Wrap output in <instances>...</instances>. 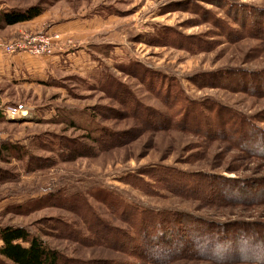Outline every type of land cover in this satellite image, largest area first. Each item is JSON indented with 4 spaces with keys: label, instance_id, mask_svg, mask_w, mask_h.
<instances>
[{
    "label": "rangeland",
    "instance_id": "374dc122",
    "mask_svg": "<svg viewBox=\"0 0 264 264\" xmlns=\"http://www.w3.org/2000/svg\"><path fill=\"white\" fill-rule=\"evenodd\" d=\"M37 5L44 10L40 23H73L67 37L74 47L46 82L0 84V112L26 113L16 120L0 114V229L25 228L65 264H141L113 245L119 238L110 233L128 227L112 215L108 196L160 214L264 222V207L215 209L126 184L150 167L264 177L263 161L245 159L226 143L139 120L153 121L151 111L169 114L173 100L212 102L256 117L264 129V96L232 83L240 73H264V0H0V13ZM14 27L0 33H39L37 26ZM214 74L236 91L202 86ZM191 107L189 115L198 111ZM101 225L109 232L104 243ZM0 264L10 263L0 257Z\"/></svg>",
    "mask_w": 264,
    "mask_h": 264
},
{
    "label": "trees",
    "instance_id": "16d2710c",
    "mask_svg": "<svg viewBox=\"0 0 264 264\" xmlns=\"http://www.w3.org/2000/svg\"><path fill=\"white\" fill-rule=\"evenodd\" d=\"M43 12L38 5L22 11L1 12L0 28L30 22ZM263 74L240 73L232 83L248 95L264 96ZM211 76L202 86L236 91L229 81H223V85L215 74ZM171 102L167 105L169 114L158 115L151 111L149 115L153 121L143 117L139 120L147 128L157 125L159 129L180 130L208 142L226 143L245 159H259L264 164V129L255 125L256 117L240 115L212 102L196 103L197 107L195 103L182 106L178 100ZM190 107L198 111L189 115ZM114 141L111 140L110 145H114ZM106 142L108 140L104 139L103 145ZM3 149L1 146L0 157ZM142 175L150 181H145ZM126 184L148 196L167 191L178 198L194 200L215 209L241 208L246 211L264 207V177L231 178L204 172L185 174L150 167L139 171L136 176H127ZM108 198L112 215L128 227L127 232L116 230L113 235L110 233L119 238L113 241V245L119 246L120 252L130 254L136 262L167 264L192 260L213 264H264V222H219L176 211L160 214L163 212L126 205L111 196ZM100 227L104 234L96 233L104 243L105 234L109 235V232L104 225ZM0 241V257L10 264H65L57 251L25 228H1ZM124 244L127 249L121 247Z\"/></svg>",
    "mask_w": 264,
    "mask_h": 264
},
{
    "label": "crops",
    "instance_id": "0c3cea01",
    "mask_svg": "<svg viewBox=\"0 0 264 264\" xmlns=\"http://www.w3.org/2000/svg\"><path fill=\"white\" fill-rule=\"evenodd\" d=\"M41 19H43V15L30 22L18 26L28 29L35 28L37 26L36 29H33L36 32L44 31L48 33L61 34L62 36L66 37V40H62L61 45H59L53 51V54L51 56L35 58L27 54H5L1 48V44L14 38L15 36L13 35L17 32H13L10 37L4 36L0 33V84H4L5 87H30L36 83L46 82L50 78H53L55 76V73L59 71L62 66L61 64L64 56L68 57L71 55V52L69 50L74 47V43L73 40L67 36H70L71 30L76 28L74 25H72L73 23L68 22L62 24H50L48 21L40 23ZM12 27H8L4 30H8ZM0 114L2 115V112H0ZM25 114L23 113V115Z\"/></svg>",
    "mask_w": 264,
    "mask_h": 264
},
{
    "label": "built area",
    "instance_id": "2783aa9c",
    "mask_svg": "<svg viewBox=\"0 0 264 264\" xmlns=\"http://www.w3.org/2000/svg\"><path fill=\"white\" fill-rule=\"evenodd\" d=\"M61 34L39 32L21 33L1 44L7 55L27 54L31 57L42 58L53 54V51L62 43ZM5 119L16 120L22 118L21 108H8L2 112Z\"/></svg>",
    "mask_w": 264,
    "mask_h": 264
}]
</instances>
